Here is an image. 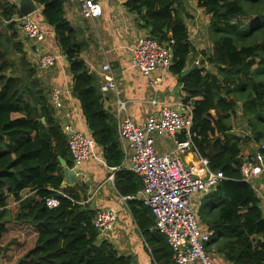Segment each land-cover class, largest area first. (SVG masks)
<instances>
[{
	"label": "trees",
	"instance_id": "1",
	"mask_svg": "<svg viewBox=\"0 0 264 264\" xmlns=\"http://www.w3.org/2000/svg\"><path fill=\"white\" fill-rule=\"evenodd\" d=\"M35 1L43 6L46 23L69 62L73 93L91 136L112 165H121L124 156L116 119L104 105L100 78L81 58L77 33L65 18V0ZM187 2L126 0L125 5L140 16L149 36L171 44V72L179 77L182 98L194 110L193 143L212 169L228 178L199 209L202 222L213 232L210 251L215 247L213 251L231 264H264L262 202L253 186L243 181L241 171L243 146L264 141V0H198V6L212 16L214 41L210 54L202 52V66L207 62L217 73L199 67L182 78L195 52L184 17ZM21 18L19 7L0 0V264H128L113 246L99 241L96 213L80 204L81 189L63 188L60 158L73 168L72 157L48 101L50 90L20 39ZM247 18L249 25L241 26ZM258 37L262 42L244 43ZM238 101L245 103L253 139L232 134ZM115 182L124 197L135 196L142 187L139 177L129 171L117 173ZM52 189L68 196L56 209L46 206ZM130 205L144 238L153 246L155 262L173 264L166 238L150 232L154 220L149 210L137 200Z\"/></svg>",
	"mask_w": 264,
	"mask_h": 264
},
{
	"label": "built area",
	"instance_id": "2",
	"mask_svg": "<svg viewBox=\"0 0 264 264\" xmlns=\"http://www.w3.org/2000/svg\"><path fill=\"white\" fill-rule=\"evenodd\" d=\"M70 1L78 6L81 17L86 20L94 21L103 16L100 0ZM17 22L21 24V33L28 40L41 39V27L32 20V15L18 19ZM132 52L133 68L145 77L149 78L160 72L159 80L152 81V85L160 89L173 66L171 44H161L157 39L144 35L137 40ZM60 58L57 55L44 54L36 62V68L40 71L49 70L57 65ZM195 66L204 68L201 60ZM100 76V92L103 98L113 96L115 99L118 139L127 163V171L136 174L142 183L135 196L121 200H138L149 210L154 220L150 232L166 238L172 251L173 264H213V255L208 251L213 232L202 228L195 203L216 190L228 178L221 170H213L210 160L202 157L195 147L192 133L193 108L183 99L162 98L156 93L149 101L150 113L141 124L135 123L129 116L130 102L125 99L109 62L101 65ZM70 99V93L57 87L51 89L48 97L55 117L61 121L60 127L72 157V169L78 172L79 167L97 156L98 144L91 135L75 129L71 124L70 120L75 111L68 104ZM181 135L184 136L183 140L179 139ZM156 138L171 139L174 142L173 149L161 153L157 149ZM191 151L198 158V166L188 165L183 159ZM241 171L243 181L251 184L260 193L256 185L264 174V141L256 144L254 156L246 158ZM110 180L113 181V176ZM51 191L53 195L46 199V206L56 209L60 206L61 198L68 196L61 191ZM118 212V209L111 208L96 213L94 226L99 235L113 229Z\"/></svg>",
	"mask_w": 264,
	"mask_h": 264
},
{
	"label": "crops",
	"instance_id": "3",
	"mask_svg": "<svg viewBox=\"0 0 264 264\" xmlns=\"http://www.w3.org/2000/svg\"><path fill=\"white\" fill-rule=\"evenodd\" d=\"M5 1L17 7L20 5V0ZM33 1L37 7V11L35 14H32V20L37 22L41 27V39L36 41L28 40L21 33L20 23L18 27L20 39L24 43L28 59L36 67V62L44 54H52L61 57L57 65L53 68L44 71L38 70L39 78L50 91L54 87H57L70 93L71 99L68 101V104L71 105L75 111L70 122L75 129L91 135V131L87 127L86 119L83 115L81 104L73 93L74 78L70 71L69 62L63 56L59 48L54 29L46 23L43 16V6L35 0ZM125 2L126 0H100L103 7V16L94 21L82 18L78 6L73 5L70 0H65L64 11L65 18L77 33L78 48L81 51V58L85 61L88 71L91 74L98 75L97 77L100 78L101 85L100 67L102 64L109 62L116 73L119 86L125 99L130 102V118L135 123L141 124L151 111L149 101L156 93L162 98L173 100L183 99V84L180 83L179 77L170 71L164 78L161 88L159 89L152 85V81L159 80L161 77L160 72H156L148 78L133 68L132 49L141 36L148 35L149 33L142 29L140 16L131 13L126 7ZM184 17L186 19L190 40L194 41V37L189 30V19L185 15ZM195 47V52L191 53L188 58L186 70L193 67L199 59H201V61L204 60L203 56L197 59L198 55L200 54L201 56L204 51H201L202 49L198 47V43L195 44ZM196 52L198 53L197 56ZM208 66L210 65L207 62L203 65V67L210 71ZM211 71L213 72V70ZM104 105L116 119L118 133L114 97L107 96L104 98ZM61 120L64 121L63 119ZM56 121L60 126L61 121L57 118ZM183 137L184 136L181 135L179 139L183 140ZM156 143L157 149L161 153L170 152L174 147V142L171 139L156 138ZM7 146L14 149V145ZM97 153L96 157L79 167L75 186L81 189L80 204L87 206L94 213L107 211L111 208L119 210L116 215V223L113 229L99 235V241H106L109 245L113 246L119 256L129 260L128 264H157L152 255L153 246L150 244L149 240L144 238V234H142L139 229L138 222L131 210L130 201H122L121 198L126 197L122 196L116 188L115 175L127 171L125 158L123 157L121 165H112L103 148L99 146ZM245 155L246 153L243 146L241 154L242 163L247 158ZM183 159L188 165L198 166V158L193 151L185 154ZM121 166L122 169H120ZM112 176L113 181L110 180ZM67 187L69 186L64 181L63 188L65 189ZM256 187L261 192L259 195L261 196L262 209H264V193L260 190L258 184ZM263 187L262 185V188ZM205 199L206 197L202 199V203L199 204V207L202 206ZM202 228L206 231H210L204 222H202ZM214 248L215 247H212V251H210V246H208V251L213 255V264H231L225 257L213 251Z\"/></svg>",
	"mask_w": 264,
	"mask_h": 264
},
{
	"label": "rangeland",
	"instance_id": "4",
	"mask_svg": "<svg viewBox=\"0 0 264 264\" xmlns=\"http://www.w3.org/2000/svg\"><path fill=\"white\" fill-rule=\"evenodd\" d=\"M186 11L187 13L185 14V16L189 19L188 23H189V30L192 33V36L194 37V41L196 43H198V47H200L205 53L210 54V52H212L213 50V46H214V41L212 38V34L213 32L211 31V17L210 15H208L204 9L200 8L198 6V0H188L187 2V6H186ZM22 15H25L28 10L27 9H22L21 10ZM254 17V16H252ZM250 18V17H249ZM247 18V20L243 21L241 24V26H248L251 19ZM193 42L194 46H195V42ZM262 42V38L258 37L256 39H249L247 41H245L244 43L250 45V44H255V43H260ZM196 49V47H195ZM200 53V52H199ZM198 55V53L196 52V56ZM203 55L200 56V54L198 55L197 59L202 58ZM201 60V59H199ZM210 71L213 70V72L217 73L216 69L211 68L210 66H208ZM209 71V70H208ZM244 101H238V106L236 107L235 111H236V117L234 119H231V121L233 122V133L239 137H241L242 139L247 138V137H251L253 139V133L252 130L250 128L249 125V117H245L244 113ZM256 144L254 140L250 141L248 144L244 145V149H245V153L248 157L249 156H254L255 150H256ZM250 152V153H249ZM197 160V159H195ZM257 184L260 188V190L264 193V187L262 188V185L264 186V174L258 179ZM257 186V185H256ZM213 193V192H212ZM211 193V194H212ZM261 193V192H260ZM258 193V195L260 194ZM208 195V194H207ZM207 195L203 196L202 198L199 199L198 197V201H196V209L197 211L200 209L199 204L202 203V199L204 197H206ZM259 197H261L259 195ZM203 205V204H202Z\"/></svg>",
	"mask_w": 264,
	"mask_h": 264
},
{
	"label": "water",
	"instance_id": "5",
	"mask_svg": "<svg viewBox=\"0 0 264 264\" xmlns=\"http://www.w3.org/2000/svg\"><path fill=\"white\" fill-rule=\"evenodd\" d=\"M20 13L22 15L21 10L22 9H27L28 12L25 15H22V18L30 16L32 14H35L37 11V7L34 3L33 0H20ZM197 66H193L190 69L186 70L185 72L182 73L181 77H187L190 74L194 73L195 71H197ZM20 77V76H19ZM17 78V77H15ZM60 162L61 165L64 169V176H65V182L66 184L70 187V186H75L76 184V180L78 178V172L75 169H72L68 166V163L66 161H64L62 158H60ZM96 233L98 234V232L96 231Z\"/></svg>",
	"mask_w": 264,
	"mask_h": 264
}]
</instances>
